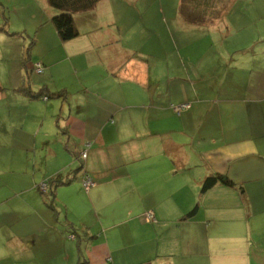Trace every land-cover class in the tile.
<instances>
[{
	"label": "crops",
	"instance_id": "1",
	"mask_svg": "<svg viewBox=\"0 0 264 264\" xmlns=\"http://www.w3.org/2000/svg\"><path fill=\"white\" fill-rule=\"evenodd\" d=\"M139 1L100 0L92 11L75 15L78 35L66 42L52 26L56 36L51 32V37L61 42L50 54L57 61L46 52L38 57L46 63L34 62L31 48L27 51L15 36L26 31L11 20L0 31V208L11 205L17 223L4 231L0 263L77 264L84 258L88 264H264L261 39L249 49L209 53L206 45L216 42L206 32L232 29L225 19L230 0H216L215 15L201 25L182 20L179 0L169 20L179 25L182 38L158 18L163 8H140ZM3 20L0 11V26ZM158 20L167 35L156 34ZM138 24L155 28L165 58L184 54L182 67L165 70L159 67L162 60L148 59L136 44L147 45L153 32L141 41ZM191 31L194 36H188ZM232 39L240 44L243 36ZM16 46L21 58L14 63L10 53ZM67 61L70 68L57 69V62ZM29 67L37 75L48 71L52 79L54 69L62 75L61 86L54 87L58 100L23 93L42 86L39 92L54 94L46 80L31 83ZM181 104L190 107L176 114L171 107ZM73 158L80 163L75 170L68 167ZM66 170L74 171L64 178ZM84 175L94 183L89 190L82 188ZM211 175L226 176L235 186L217 184L201 194ZM53 178L64 183L53 194L55 203L66 211L74 206L78 199L59 198L74 185L92 211L66 218L68 228L81 234L78 239L69 234L71 242L52 228L54 221L59 224L56 206L51 209L40 196ZM195 205L196 213L186 218ZM55 239L70 245L55 250Z\"/></svg>",
	"mask_w": 264,
	"mask_h": 264
},
{
	"label": "rangeland",
	"instance_id": "2",
	"mask_svg": "<svg viewBox=\"0 0 264 264\" xmlns=\"http://www.w3.org/2000/svg\"><path fill=\"white\" fill-rule=\"evenodd\" d=\"M179 0H142L139 1L138 5L139 7L143 6H152L153 8H156V10L160 11L161 8L164 9L165 14L162 16V14H158V18L160 17L163 21L166 19L168 21V27L172 30L174 36H179L182 38L183 34L180 31V33H177L176 27L177 25L176 21L171 22L169 19H172V11L175 10L176 3ZM154 3V4H153ZM152 8V9H153ZM0 11L3 13V19L11 20L13 26L16 29H21V31L26 32H19L15 33V36H19V42L20 45H23V47L28 50V48H31V55L36 57V60H33L34 62L39 63H46L43 62L44 60L38 59V57H41L44 53H49L48 59L51 61H54L57 58L54 57L52 54L55 50H57L59 45L61 44L60 40L53 39V33L55 34V31L51 24V18L55 15L54 12L56 10L51 9L48 5L46 0H0ZM57 13V12H56ZM172 16V17H171ZM225 19L231 22L232 29L230 28H224L217 29L215 33L206 32L207 37H209V40L212 41V44L216 42V45H206V49L209 51L212 50L213 52H220L229 50L236 51L241 49H249L251 48L255 43H257V40L261 39V44L264 46V0H230V2L226 6V14ZM7 20V21H8ZM173 21V20H172ZM161 24V21L158 20V23H156V27H158ZM242 27V28H236L233 30L234 27ZM174 27V28H173ZM154 28V29H155ZM14 29V28H13ZM137 29V36H140V40L143 41V38L145 36H150L152 33V40L147 43V45L140 46L139 44H136L138 47H144V53H146V57L149 59V55H153V61L159 63L162 60V65L159 66L160 68L170 69L172 67V64L175 65V67L181 68L183 65V62L181 59L186 60L184 54L180 53V55L177 54V52H174L175 55L169 54L167 58H165L166 54L163 53L161 50L165 48L163 44H160V41H158L157 37L154 36V29H144L142 27V24H138ZM238 29V30H237ZM133 31L129 34L132 35ZM51 32L52 37H51ZM156 34L160 36L161 34L165 33V35L168 34L167 26L164 27L159 26L155 30ZM242 34L243 40L240 44L235 41V39H232L233 37H236L238 35ZM195 32H190L188 36H194ZM56 36V34H55ZM213 36V37H211ZM241 40V39H240ZM239 40V41H240ZM55 42H59L54 44ZM147 42V40H146ZM131 45V44H130ZM20 46H16L14 49V53H10L12 56V60L14 59V63H17V60L21 58L19 51L16 52L15 50L19 48ZM256 49L259 48V46H255ZM25 50V56L27 57L28 52ZM59 50V49H58ZM150 50L155 51L154 53L150 52ZM147 51V52H145ZM192 56V52H190ZM10 56V57H11ZM144 58V59H147ZM147 59V60H148ZM194 62V61H193ZM32 64V63H31ZM45 66V65H43ZM57 69L58 68H70L71 65L67 61V63H56ZM80 67V66H78ZM87 63L84 64L83 68L86 69ZM45 70H47V66H45ZM81 68V67H80ZM87 71H90V69H86ZM84 72V70H83ZM80 73V72H79ZM78 73L77 76H80ZM54 74L56 76L55 79L50 78L48 71L46 74L43 75H37L30 67L28 69V77L33 85H45V80L48 82V85L50 86L49 91L51 93H56L58 89V86H61V82L58 81L59 78L62 77V75L54 69ZM42 87V86H41ZM41 87H35V93L39 91ZM55 87V88H54ZM80 91V90H78ZM11 94V92H10ZM77 96V94H75ZM84 92H78V97H85ZM58 100L56 97L50 98L48 101H55ZM87 145V144H86ZM77 162V163H76ZM76 163V164H75ZM79 161H75L74 158L71 160V164H69L68 167L72 165V169L76 167V165L79 167ZM75 165V166H74ZM75 170V169H74ZM74 170H71L74 171ZM36 171V169L34 170ZM71 173L69 170H66V173L63 172L64 178L67 174ZM73 173V172H72ZM71 173V174H72ZM91 179V178H90ZM49 184V182H46ZM75 183V181L73 182ZM82 183V182H81ZM59 186V185H58ZM58 186L54 187L53 194H56V190ZM83 188V187H82ZM72 193H64L59 195L60 200L67 201L70 200V198L78 199V201H75L74 206L68 205V211L63 206H60L55 203L52 199H55V196L50 195V190L47 192H44L45 195L40 194L42 199H45L47 201L48 206L51 205L55 208V216L57 217L56 220H58L59 224L55 223L53 225V229L56 227L57 229L62 231V235L64 239L71 240L68 238L69 234H76V236L81 237L80 232L78 231L77 227L68 228V226L65 224V220L68 217V220L79 218L83 213L87 212V215H92V211L88 210L90 209L87 206V201H80L81 195L80 192H78V189L76 186L73 185L72 188H70ZM84 193V192H83ZM68 199V200H67ZM10 201V200H9ZM54 203V204H53ZM10 207L11 205L5 204L2 208H0V247L4 246V249L6 248L4 240H6V236L4 231L11 228V223L14 224V227H17V223L15 222V219L11 217L10 215ZM88 208V209H87ZM53 215V213H52ZM60 217V218H59ZM64 239H55L54 241V248L57 250L58 246H68L70 245L69 241L66 243L64 242ZM75 245V243H73ZM15 246H9V249H14ZM5 255V254H2ZM64 255V253H63ZM9 256V255H8ZM0 264H5V262H2Z\"/></svg>",
	"mask_w": 264,
	"mask_h": 264
},
{
	"label": "trees",
	"instance_id": "3",
	"mask_svg": "<svg viewBox=\"0 0 264 264\" xmlns=\"http://www.w3.org/2000/svg\"><path fill=\"white\" fill-rule=\"evenodd\" d=\"M99 1L100 0H47V5L51 9L56 10L57 12L51 18L50 21L57 33L58 38L63 42H66V41H69L75 38L78 35L77 29L74 23L75 15L92 11ZM219 1L220 0H217V2ZM215 4H217L216 0H181V4H180L181 18L184 22L188 24L201 25L206 22V19L208 20V17L210 18L215 15L214 14ZM6 22H7V19H4L2 25L0 26V31L5 29ZM29 49L30 48H28V50ZM23 89H24L23 93H25L26 95L32 98L42 97L43 99H48V98L57 97L61 95L60 93H56V94L47 93L45 91L46 89L44 90V88L41 89L40 92L38 91L36 93L33 92L32 90H28V88H23ZM171 108L173 110V107ZM180 112L179 113L175 112V113L180 114ZM88 145L89 146L85 145L84 149L82 150V152H86V157H87V151L90 147V144ZM81 153L79 154L78 159L83 161L85 159L81 158ZM48 182L49 184L48 183L47 185L44 184L45 185L44 189H41V190L45 192L46 188L49 187L50 195L52 197H53L54 187L64 184L63 181L60 180L59 178H53L49 180ZM217 184H221V185H225L229 187L235 186V184L230 179H228L226 176L211 175V176L206 177L203 180L201 184V188H200V193L201 194L205 193L207 190H209L210 188L214 187ZM44 192H41L40 194L45 195ZM50 208L52 209L53 206L51 205ZM196 211H197V205H195V207L188 214H186L185 217L191 218L196 213ZM54 212H55V209H54ZM71 236L73 237V239L74 237L78 239V236H76V234H71L69 238H71ZM77 264H88V263L84 258H80Z\"/></svg>",
	"mask_w": 264,
	"mask_h": 264
},
{
	"label": "built area",
	"instance_id": "4",
	"mask_svg": "<svg viewBox=\"0 0 264 264\" xmlns=\"http://www.w3.org/2000/svg\"><path fill=\"white\" fill-rule=\"evenodd\" d=\"M35 72L37 74H41L43 72L42 68L39 66V65H36L35 66ZM189 107L188 104H181L179 106H175L173 107V110L176 112V113H179L180 111L182 110H185ZM86 146H89L88 144ZM81 158L82 159H85L86 158V152H82L81 153ZM94 185L93 181L89 178L88 175H84L83 177V182H82V186L85 190H89L92 186ZM42 189H44V185L42 186ZM147 218L150 220L153 218V216L151 214H147ZM71 238H73L71 236Z\"/></svg>",
	"mask_w": 264,
	"mask_h": 264
}]
</instances>
